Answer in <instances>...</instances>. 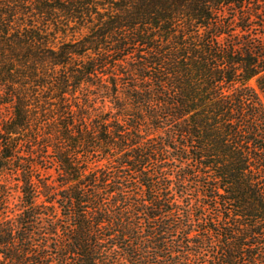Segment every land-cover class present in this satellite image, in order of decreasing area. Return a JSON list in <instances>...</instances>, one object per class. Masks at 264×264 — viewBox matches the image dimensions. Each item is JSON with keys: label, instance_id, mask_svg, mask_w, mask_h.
I'll use <instances>...</instances> for the list:
<instances>
[{"label": "trees", "instance_id": "obj_1", "mask_svg": "<svg viewBox=\"0 0 264 264\" xmlns=\"http://www.w3.org/2000/svg\"><path fill=\"white\" fill-rule=\"evenodd\" d=\"M0 264H264V0H0Z\"/></svg>", "mask_w": 264, "mask_h": 264}, {"label": "rangeland", "instance_id": "obj_2", "mask_svg": "<svg viewBox=\"0 0 264 264\" xmlns=\"http://www.w3.org/2000/svg\"><path fill=\"white\" fill-rule=\"evenodd\" d=\"M11 207H14L17 203H18V192H16L15 190L12 191L11 193Z\"/></svg>", "mask_w": 264, "mask_h": 264}]
</instances>
